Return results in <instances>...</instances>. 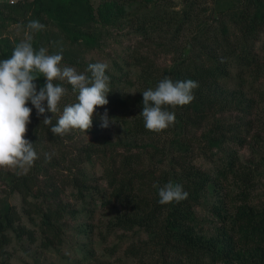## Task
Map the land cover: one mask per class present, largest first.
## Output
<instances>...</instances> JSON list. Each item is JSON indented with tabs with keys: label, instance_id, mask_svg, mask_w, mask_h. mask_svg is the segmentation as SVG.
<instances>
[{
	"label": "trees",
	"instance_id": "1",
	"mask_svg": "<svg viewBox=\"0 0 264 264\" xmlns=\"http://www.w3.org/2000/svg\"><path fill=\"white\" fill-rule=\"evenodd\" d=\"M239 1V5L220 11L228 21L218 17H214L211 23L201 21L200 28L181 46L179 55L169 67H144L139 76L143 84L140 94L133 98L120 95L110 103L114 106L110 115L115 112L116 118L124 116L125 109L132 115V119L127 121L131 124L127 130L132 137V141L126 145L128 152L120 153L119 159L107 160L105 157L102 161L103 177L113 188L112 196L121 202L122 207L127 208L118 212L114 224L119 229L132 231L139 227L149 233L150 238L143 244L134 246L131 251L137 257H141V252H146L149 248L153 253L157 252L158 258L153 264H264V203H253L250 193L255 182L251 168L253 164H243L239 154L248 142L251 122L248 125L247 122L230 123L220 118L215 119L217 114L233 109L232 106H236L242 114L250 113V108L253 107L251 103H244L246 99H242V93L231 92L221 85L229 76L230 67L234 63L241 65L240 73L256 70L258 65L253 51L255 42L264 30V0ZM33 2L38 14L58 20L61 29L72 32L74 39H83L88 47L95 44L90 31H85L92 16L88 0ZM193 4L190 1L183 9V19L177 30L187 22L199 19L194 14ZM115 6V1L110 0L104 5L107 14L102 16L106 20L123 11V8ZM68 23L78 25V29L73 30ZM7 43L3 59L10 58L14 50L12 44ZM34 47L38 51L39 42ZM143 59L145 57L139 58L138 63L141 64ZM87 75L91 77L90 72ZM165 77H171L173 81L192 79L198 82L199 87L193 90L195 99L192 103L168 109L176 114L174 126L156 133L148 131L144 127L143 118L139 116L143 110L142 92L155 88ZM35 83L39 91L46 84V78L40 76ZM70 88L73 90L71 85ZM76 97L77 92L64 96L66 102L71 104L77 102ZM46 104L47 101L44 106ZM27 106L32 108V114L25 138L34 144L38 154V146L44 139L43 131L40 132L39 129L44 127L45 116L50 115L48 111L44 115H38L30 101ZM102 115L97 107L93 127L100 126L101 129ZM210 121V128L204 129L200 137L190 135L203 129ZM154 137L158 138L148 142L151 149L147 150L150 151L147 158L149 157L152 167L147 169L144 166L146 155L144 152H134L133 148H143L139 141ZM56 138L58 136L54 137L52 133L51 139L55 141ZM227 143L229 148L224 150ZM231 144L235 147H231ZM97 151L91 145L79 147L72 153L61 147L55 155L52 154L50 160H36L29 173L13 178L12 185L26 199L32 193H36L34 197L38 199L43 198L42 204H37V208L42 214V231L46 234L42 240L44 247L62 242V227L59 222L65 218L66 213L64 207L55 206L52 201L60 196L62 187L67 184L71 183L78 188L81 183L86 184L87 177L80 167L92 160L96 153L99 154ZM201 157L209 159L212 166L204 169L198 166L197 161ZM65 167L68 172H65ZM49 170H54L58 178ZM38 174L45 178L46 187L38 185ZM57 179L61 181L58 183ZM169 181L182 185L189 194L188 198L161 205L158 202L159 187ZM82 190L79 189L80 195ZM203 203L207 206L202 219H209L213 224L211 233L201 227L199 209ZM18 221L19 214L13 207L7 206L1 210V235L5 237L6 230L19 229V235L31 238L34 233L25 229ZM32 240L36 238L32 237Z\"/></svg>",
	"mask_w": 264,
	"mask_h": 264
},
{
	"label": "rangeland",
	"instance_id": "2",
	"mask_svg": "<svg viewBox=\"0 0 264 264\" xmlns=\"http://www.w3.org/2000/svg\"><path fill=\"white\" fill-rule=\"evenodd\" d=\"M33 1L0 0V60L3 59L7 42L15 48L18 43L31 35L33 47L39 42L40 48H47L49 54L60 53L62 50V66L74 67L78 72L85 73L90 63H107L109 67L106 75L110 77L111 90L108 94L109 103L99 108L103 114L107 111L110 121L114 122H111L109 127L100 129V126L93 127L95 124L93 119V125L87 132L74 129L63 137L58 136L59 139L56 138L54 141L51 139V127L62 114L63 108L71 104L63 97L56 114L48 111L50 116L47 118L52 119V125H44L39 129L40 132L43 131L44 139L38 146L37 160L52 157V154L55 155L61 147L72 153L79 147L91 145L99 152L92 160L86 161L80 167L83 175L87 177L86 184L79 183L81 186L79 188L71 183L61 186L63 190L60 196L52 201L55 206L64 207L66 213L65 218L59 222L62 227L60 244L55 243L51 247L42 245L46 234L41 228L42 214L37 204L41 205L43 198L38 199L34 197L36 193H32V196L26 199L23 193L12 185L15 176L29 173L31 167L26 171L19 168H0V211L7 206L13 207L19 214L17 223L33 232L32 237L36 238L32 240V237L27 235H19V229L6 230L5 237L0 231V264H153L158 258L157 252L153 253L149 248L146 252H141V257H137L131 251L134 246H139L149 239V233L139 227L132 231L119 229L114 224L118 212L124 211L126 207H122L121 202L112 196L113 188L103 177L102 161L105 157L107 160L119 159L120 153L128 152L126 145L132 141V137L127 130L131 124L127 121L132 119V115L127 109L124 110V116L116 118L115 112L110 115L114 109L110 103L120 95L133 98L140 94L143 84L139 76L144 67L152 65L153 69L169 67L179 55L181 46L200 28L201 21L211 23L214 17L228 21L220 11L239 5L240 1L110 0V2L115 1V7H121L123 11L117 15L113 14L106 20L102 15L106 12L104 5L109 0H88L92 16L85 31H90L95 38V44L91 47L86 46L83 39H74L72 32H64L58 20L49 19L45 14H38ZM190 1L194 2V14L199 19L192 23L187 22L177 30L183 19V9ZM31 20H38L45 25V28L33 32L27 27ZM68 24L73 30L78 29L76 28L78 25ZM34 49L36 50L35 47ZM10 53L11 51L8 54ZM253 54L258 61L256 70L240 73L241 65L234 63L230 67L229 76L221 82V85L229 91L242 93V99H246L244 103L253 104L250 113L242 114L235 108L236 106H232L233 109L229 108L228 112L217 114L215 119L220 118L230 123L247 122L248 125L251 122L248 142L239 154L243 164L246 166L253 164L251 168L255 182L250 193L253 203L261 204L264 203V30L255 42ZM141 57L145 59L139 64ZM55 83L62 84L67 89V94H75L67 82ZM111 96L114 98L111 99ZM234 103L236 104L237 101L235 100ZM210 126L211 121L206 123L203 129L190 135L200 137L203 130H208ZM53 136L55 137L54 134ZM156 138L158 137L141 140L139 144L144 147L133 148L134 152H144L146 155L144 166L147 169L152 167L149 157L147 158L150 155V151L147 150L151 149L148 142ZM231 147L235 145L231 144ZM227 148H229L228 143L223 149L227 150ZM197 165L204 169L212 166V163L209 159L201 157L198 158ZM49 172L58 178L54 170ZM65 172H68L67 168ZM37 181L38 185L46 187L45 178L41 174H38ZM60 181L57 179L58 183ZM80 188L83 189L81 195ZM206 206L203 203L202 208L199 209L201 227L211 233L213 224L209 219L207 221L202 219Z\"/></svg>",
	"mask_w": 264,
	"mask_h": 264
},
{
	"label": "clouds",
	"instance_id": "3",
	"mask_svg": "<svg viewBox=\"0 0 264 264\" xmlns=\"http://www.w3.org/2000/svg\"><path fill=\"white\" fill-rule=\"evenodd\" d=\"M27 27L39 32L45 25L31 20ZM62 60V50L56 54H49L45 47L35 50L31 35L15 46L10 58L0 60V168L26 171L38 159L34 144L25 138L32 114V108L27 105L30 101L38 115L47 111L56 114L62 98L67 94V89L56 81L70 84L77 92V102L63 108L51 127L55 136L63 137L74 129L87 132L93 125L97 107L109 103L111 90L110 77L106 75L107 63L88 64L85 73L90 72L89 77L74 67L62 66ZM40 76L46 78V84L37 91L35 81ZM198 87V82L192 79L173 81L171 77H165L155 88L143 91V110L139 116L143 118L144 127L159 133L174 126L176 114L168 109L192 103L195 99L193 90ZM111 122L114 121H110L105 111L101 116V127L107 128ZM52 123L50 118L43 120L44 125L51 126ZM47 158L50 160L51 156ZM158 194L161 205L183 201L189 195L182 185L171 181L159 187Z\"/></svg>",
	"mask_w": 264,
	"mask_h": 264
}]
</instances>
